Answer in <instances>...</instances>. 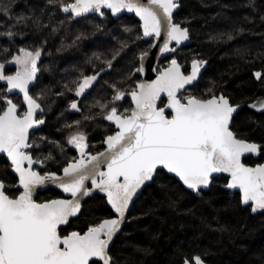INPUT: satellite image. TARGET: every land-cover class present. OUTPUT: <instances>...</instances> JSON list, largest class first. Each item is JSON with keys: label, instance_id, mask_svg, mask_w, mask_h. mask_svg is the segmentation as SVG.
<instances>
[{"label": "snow or ice", "instance_id": "1", "mask_svg": "<svg viewBox=\"0 0 264 264\" xmlns=\"http://www.w3.org/2000/svg\"><path fill=\"white\" fill-rule=\"evenodd\" d=\"M18 3L0 0V39L7 41V46L0 44V82L6 85L0 88V264H128L118 255L117 240L127 235L123 226L140 219L129 215L131 206L153 185L172 211L197 198L214 213L211 220L202 214L201 223L221 235L232 231L223 219L232 206L217 208V202L234 198L241 211L264 215V163L244 162L246 154L264 158V135L256 139L264 122H253L248 132L238 126L245 106L264 115V97L237 101L216 80L201 89L210 61L195 50L190 60L181 52L192 39L194 19H176L182 0H43L38 10L19 13ZM248 6L258 11L256 0ZM125 11L134 13L139 24L122 26L126 38L118 47L85 53L83 64L73 66L74 75L68 77L64 69L59 79L44 83L45 71L53 72V66L43 65L44 58H53L46 31L52 36L90 15L106 21ZM92 27V32L79 30L71 45L62 39L56 51L79 48L104 31L102 24ZM29 35L31 44L16 43L17 37ZM153 49L168 63L152 69L155 79H141ZM256 61L262 67L251 75L264 86V51L248 62ZM11 66L14 72L8 71ZM66 113L80 119L69 121ZM51 115L60 140L45 132ZM97 121L108 124V134L99 141L103 150L93 153L88 129ZM65 145L78 155L63 161L62 174L46 170L49 161L56 162L53 151L64 154ZM49 183L66 195L38 201L37 189ZM99 194L105 216L95 215L100 209L89 204ZM196 207L182 214L196 218ZM81 217H86L82 227L66 230ZM211 255L194 238L188 251L179 250V264H210ZM257 259L264 264V253Z\"/></svg>", "mask_w": 264, "mask_h": 264}, {"label": "trees", "instance_id": "2", "mask_svg": "<svg viewBox=\"0 0 264 264\" xmlns=\"http://www.w3.org/2000/svg\"><path fill=\"white\" fill-rule=\"evenodd\" d=\"M182 3L183 8L176 19L181 20L185 17H194V19L191 43L181 48V52L190 60L191 57L188 54L191 50H195L210 61L201 89L207 86L209 81L216 80L220 84H225V91L237 101L248 98L247 103H250L257 97H264V91L261 90L264 86L255 83L251 75L262 65L259 61L248 62L256 56L257 52L264 51V21L260 20V16L264 15V0H256L258 9L256 12L248 6L249 0H182ZM42 4L43 0H19L16 12H28L30 7H37L38 10ZM244 17H249V21H245ZM63 18L58 16L57 20ZM45 22H47L46 18ZM0 23H3V20H0ZM94 24H102L104 31L96 32L95 36L84 40L79 48L66 47L61 52L56 51L62 39L66 45H71L73 37L79 30L92 32ZM138 24L139 21L133 15H123L119 19L109 16L106 21L90 15L87 20L66 24L65 28L55 35L50 36L46 31L43 35L48 38V51L52 52L53 58H44L43 65L53 66V72L44 73V83L50 84L53 79H59L64 69H68V77H71L74 75L73 66L83 64L85 53L90 55L94 50L118 47L119 41L126 38L122 32V26L136 27ZM241 27L244 31L238 32L237 30ZM0 31L4 29L0 28ZM228 34L232 35L231 40L228 39ZM210 37H216V39H210ZM33 41L34 37L31 35L24 40L20 37L16 38L18 44L28 45ZM0 44L7 46L6 39H0ZM248 51H251V56L245 55ZM130 56L131 54L129 58ZM94 95L96 93H93ZM91 100L92 96L88 103ZM63 107L65 105H60V108ZM55 111L58 114L60 109ZM69 117L66 113L65 119ZM256 121L264 122V115L245 106L240 113L238 126L248 132L251 127H255L253 122ZM101 126L102 123L97 121L88 129L92 136L91 140L96 143H99L103 133ZM57 127L59 125L56 123L55 115H51L45 132L53 134V139L58 137L62 139L59 134H56ZM262 135L264 132L258 129L256 139L259 141ZM96 147L99 149L100 145ZM53 152L58 154L59 151ZM65 153L59 154L62 163L67 158V152ZM244 162L254 165L264 163V158L249 156L244 159ZM50 165L52 168L57 167ZM163 182L167 183V181ZM223 183L222 180L218 181L220 185ZM55 193L56 191L52 190L50 194ZM206 195L211 196L213 193ZM155 200H161V205L155 204ZM102 202L103 197L100 195H97L95 200L89 201L93 208L100 209L95 213L97 216L108 214L107 207H102ZM225 203L232 206L229 213L223 216V219L232 227V231L230 234L221 235L210 231L205 224L201 223L199 217L202 214L211 220L214 213L210 208L202 205L197 198L181 202L179 212L172 211L164 206L162 197L158 195L157 186L153 185L145 189L135 201L129 215L138 216L140 219L123 226V233L127 235H121L117 240L118 255L127 260L128 264H179V250L188 251L196 238V243L211 250L210 264H259L257 257L264 253V215L252 214L248 210L241 211L234 198L217 202L215 206L220 208ZM194 205L197 206L196 218L182 214ZM85 219L86 217H81L79 220H73L72 227L67 230L82 227ZM242 227L244 231H241ZM126 245H140L150 249L151 252L145 255Z\"/></svg>", "mask_w": 264, "mask_h": 264}, {"label": "flooded vegetation", "instance_id": "3", "mask_svg": "<svg viewBox=\"0 0 264 264\" xmlns=\"http://www.w3.org/2000/svg\"><path fill=\"white\" fill-rule=\"evenodd\" d=\"M111 17H112V16H111ZM17 44H18V43H17ZM20 44H21V43H20ZM18 45H19V44H18ZM14 50H15V49H13V51H14ZM44 61H45V60H44ZM44 66H45V65H44ZM8 71H9V72H14V71H15V66H11V67H9V68H8ZM45 72H47V71H45ZM0 87L3 88V87H6V85H5L3 82H0ZM14 99H19V97H14ZM69 115H70V118H72V119H73V118H75V119L80 118V116H79L78 114H76V115L69 114ZM102 124H103V123H102ZM104 124L107 126L106 129H108V124H107L106 122H105ZM106 134H108V133H107L106 130H104L103 133H102V135L100 136V137H101V138H100V141L102 140L103 135H106ZM90 143H92V144H96V145H99V143H96V142L93 141V140H91ZM67 147H68V146H67ZM97 148H98V147H97ZM102 150H103L102 147H100L99 149H95V148L92 149L93 153H95L96 151H102ZM67 152H68V154H69V159H70L71 157H75V156L78 155L77 151L74 150V149H71L70 147H68ZM49 169L52 170V171H57L58 174H61V172H60V166H57L56 168H52V167H50ZM52 190H55V191H56V193H55L54 195H51V194H50ZM61 195H63V194L61 193V191H58L57 189H54V188L49 187V188H47V189H45V190H43V191H38V192H37V195H36V198H37L38 201H40V200H45V199H50V198H57V197H59V196H61ZM99 195L103 197V195H101V194H99ZM67 229H68V228H67ZM67 229H66V230H67ZM67 231H71V230H67Z\"/></svg>", "mask_w": 264, "mask_h": 264}, {"label": "water", "instance_id": "4", "mask_svg": "<svg viewBox=\"0 0 264 264\" xmlns=\"http://www.w3.org/2000/svg\"><path fill=\"white\" fill-rule=\"evenodd\" d=\"M123 15H133L138 21H139V18L138 17H136L135 16V14L134 13H127L126 11L125 12H123L121 15H120V17L121 16H123ZM119 17V18H120ZM114 19H117L116 17H113ZM191 43V41H189V42H186V44L187 45H189ZM158 52V49H153L152 50V54L148 57V60L146 61V72L144 73V74H142L141 76H140V78L141 79H145V80H152V79H155V77H156V71H153L152 69H156V68H163L162 66H160V64H161V62H163L165 59L163 58V57H158L157 55H156V53ZM171 57H169V59H170ZM249 156H254V157H258L257 155H255V154H246V157H249ZM245 157V158H246ZM249 165V164H248ZM61 174H62V172H61ZM49 187H51V188H54V189H57L58 191H61L60 189H58L55 185H52V184H46V185H43V186H41V187H39L38 189H37V192L38 191H43V190H45V189H47V188H49ZM37 195V194H36ZM63 195H66V194H63ZM101 195H103V194H101ZM137 200V199H136ZM135 200V201H136ZM134 205V204H133ZM133 205L131 206V209H132V207H133ZM131 209H130V211H131Z\"/></svg>", "mask_w": 264, "mask_h": 264}, {"label": "rangeland", "instance_id": "5", "mask_svg": "<svg viewBox=\"0 0 264 264\" xmlns=\"http://www.w3.org/2000/svg\"><path fill=\"white\" fill-rule=\"evenodd\" d=\"M183 48V47H182ZM164 62H165V65H163L164 64ZM167 63H168V61L165 59L163 62H161V64H160V66H162V67H164V66H166L167 65ZM89 98H90V96L84 101V103L85 104H87L88 103V101H89ZM251 103V102H250ZM129 106V103H128V101H125L124 102V107H128ZM252 110V109H251ZM255 111V110H254ZM68 114V113H67ZM69 115V114H68ZM70 116V115H69ZM78 119H80V118H78ZM67 120H69V121H71V120H75V118H67ZM106 128H107V126L103 123L102 124V126H101V129H102V131H104V130H106ZM65 135H66V133H65ZM55 139H57V140H60V138L58 137V138H55ZM94 145H96V144H94ZM97 146V145H96ZM65 148H66V152H67V149H68V147H67V145H65ZM95 149H97V147H94ZM47 149L45 150V154H47ZM60 153L58 152V154H54V152H53V155L54 156H56V162H52V161H49L48 162V166H47V168H46V170H50L49 168L51 167V165L50 164H52L53 166H60L61 164L60 163H62V161L60 160V155H59ZM65 156H66V153H65ZM66 159H69V154H68V152H67V158Z\"/></svg>", "mask_w": 264, "mask_h": 264}]
</instances>
